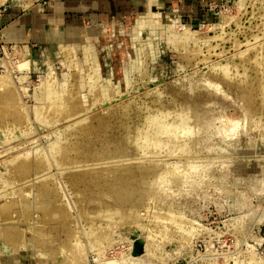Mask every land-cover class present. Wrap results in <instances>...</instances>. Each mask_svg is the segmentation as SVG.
<instances>
[{
  "label": "rangeland",
  "instance_id": "rangeland-1",
  "mask_svg": "<svg viewBox=\"0 0 264 264\" xmlns=\"http://www.w3.org/2000/svg\"><path fill=\"white\" fill-rule=\"evenodd\" d=\"M239 2L154 10L136 50L141 14L12 45L0 264H264V0Z\"/></svg>",
  "mask_w": 264,
  "mask_h": 264
},
{
  "label": "crops",
  "instance_id": "crops-1",
  "mask_svg": "<svg viewBox=\"0 0 264 264\" xmlns=\"http://www.w3.org/2000/svg\"><path fill=\"white\" fill-rule=\"evenodd\" d=\"M205 1L211 0H8L0 6L4 7L0 11V35L10 43L45 45L52 41L60 49L70 46V38L63 37L60 27L94 25L82 36L84 43H89L88 36L98 32L100 25H115L141 14L138 20L150 9L193 15Z\"/></svg>",
  "mask_w": 264,
  "mask_h": 264
},
{
  "label": "bare ground",
  "instance_id": "bare-ground-1",
  "mask_svg": "<svg viewBox=\"0 0 264 264\" xmlns=\"http://www.w3.org/2000/svg\"><path fill=\"white\" fill-rule=\"evenodd\" d=\"M243 0H240V2H242ZM8 2V0H0V6L1 5H3V4H5V3H7ZM239 2V3H240ZM159 14L158 13H155L153 10H148V12H147V14H146V19L144 20V22L143 23H141V24H138V25H136V26H134L133 27V31H132V42H133V47H134V50H136L137 49V46H138V42L140 41V42H142L143 40V36H144V34H146V33H148V32H150V29L148 28L149 27V24H151L152 23V21H153V17H155V16H158ZM155 20V19H154ZM156 23V22H155ZM158 24V23H157ZM154 25H156V24H154ZM153 25V26H154ZM160 26V25H159ZM155 27V26H154ZM160 27H163L162 25L160 26ZM159 27V28H160ZM157 28H158V26H157ZM164 28V27H163ZM156 29V28H155ZM160 29H162V28H160ZM163 31H164V29H163ZM188 31H189V29H188ZM165 32V31H164ZM167 32V31H166ZM174 33V32H173ZM190 34V33H189ZM173 35V37H175L174 35L175 34H172ZM164 37H165V35H163ZM168 36H171V35H168ZM185 37V36H184ZM162 38V37H161ZM175 38H177V37H175ZM181 38V37H180ZM163 39H165V38H163ZM184 39V38H183ZM176 40H178V39H176ZM182 40V39H181ZM144 42V41H143ZM142 42V43H143ZM177 43V42H176ZM139 44H141V43H139ZM144 44V43H143ZM142 47H143V45H142ZM65 50H68V51H70L71 52V50H69V48L67 47V48H61V52L62 51H65ZM141 50V49H140ZM137 51H139V49L137 50ZM25 52V51H24ZM23 52V53H24ZM28 53V52H27ZM65 53V52H64ZM136 53V52H135ZM66 55V54H65ZM137 55V54H136ZM23 57H24V55H23ZM66 57V56H65ZM142 57V56H141ZM25 58V57H24ZM30 58V57H29ZM70 58V57H69ZM19 59H20V57H19ZM18 59V60H19ZM25 59H27V58H25ZM91 59V58H90ZM137 59V58H136ZM18 60H17V62H18ZM21 60H22V57H21ZM65 60V59H64ZM20 61V60H19ZM30 61L32 62L31 64H33V66H34V69L36 68L37 70L38 69H40L39 68V66H38V63H37V61L36 60H34L33 59V57H31V59H30ZM66 61V60H65ZM87 61V60H86ZM92 61V60H91ZM9 62V61H8ZM23 62V61H22ZM22 62H19V63H22ZM26 62V61H25ZM28 62V61H27ZM88 62V61H87ZM19 63H17V64H19ZM135 63V62H134ZM133 63V64H134ZM67 64V63H66ZM70 64V63H69ZM72 65V64H71ZM144 65V64H143ZM15 66H17V65H15ZM14 66V67H15ZM27 66V65H26ZM69 66V65H68ZM4 67H6L5 69V71L4 72H2L1 74H3V75H0V88L1 89H4V87H6V85H7V82H8V84L10 83L9 81H8V79H7V81H6V76L8 75V66L6 65V64H4ZM20 67V66H19ZM29 67V66H28ZM15 68H18V66L17 67H15ZM27 68V67H26ZM47 68H48V70H49V72L47 73V76L49 75L50 77L52 76V74H51V70H50V68H49V66H47ZM70 68V67H69ZM21 68H19V70H20ZM24 69H25V66H24ZM29 69H30V67H29ZM35 69V70H36ZM94 69V68H93ZM16 70V69H15ZM26 70V69H25ZM224 70V69H223ZM18 71V70H17ZM22 71V70H21ZM133 71V70H132ZM27 72V71H26ZM93 72V71H92ZM23 73V72H22ZM146 73V72H145ZM25 75V74H24ZM69 75H71V74H69ZM89 75V74H88ZM97 75V74H96ZM140 77V76H139ZM92 78V77H91ZM141 78V77H140ZM43 79V78H42ZM47 79H51V78H46L45 80H46V82L47 83H44L45 85H44V100L47 102H52L53 100H55V98H56V96H58V94L56 93L57 91H56V87H55V85L54 84H52V83H50V82H52V81H50V80H48L47 81ZM262 79V78H261ZM74 80V79H73ZM91 80V79H90ZM45 82V81H44ZM97 82V81H96ZM92 83V82H91ZM94 83V82H93ZM10 85V84H9ZM42 85H43V82H42ZM71 85V84H70ZM88 85H89V83H88ZM56 86H57V84H56ZM75 86V85H74ZM93 86V85H92ZM96 86V85H95ZM213 86V85H212ZM90 87H91V85H90ZM112 87V86H111ZM96 88V87H95ZM262 88V87H261ZM216 89H217V87H216ZM89 90V89H88ZM101 90V89H100ZM104 93V92H103ZM110 94H111V92H110ZM55 95V96H54ZM55 102H56V100H55ZM54 101H53V103H55ZM53 103H51V104H53ZM1 104V103H0ZM55 105V104H54ZM1 111V110H0ZM3 114V113H2ZM7 114V113H6ZM7 115H5V117H6ZM167 126V125H166ZM164 127V126H163ZM28 165V164H27ZM20 167H22V165H20ZM25 167V166H24ZM46 167V166H45ZM7 205V204H6ZM5 206V205H4ZM3 206V207H4ZM7 207V206H6ZM36 213V212H35ZM52 224H54V223H52ZM56 224V223H55Z\"/></svg>",
  "mask_w": 264,
  "mask_h": 264
},
{
  "label": "built area",
  "instance_id": "built-area-1",
  "mask_svg": "<svg viewBox=\"0 0 264 264\" xmlns=\"http://www.w3.org/2000/svg\"><path fill=\"white\" fill-rule=\"evenodd\" d=\"M13 44L16 43H10L6 41L2 36H0V73L4 72L7 69L6 67H4V64L8 66V61L9 63H13L11 61L16 60L15 55L18 54L11 56L12 55L11 49L13 48V46H15Z\"/></svg>",
  "mask_w": 264,
  "mask_h": 264
},
{
  "label": "water",
  "instance_id": "water-1",
  "mask_svg": "<svg viewBox=\"0 0 264 264\" xmlns=\"http://www.w3.org/2000/svg\"><path fill=\"white\" fill-rule=\"evenodd\" d=\"M3 249L6 250L5 246H3ZM142 253V249L140 248L139 245H137L136 250H134V254H141Z\"/></svg>",
  "mask_w": 264,
  "mask_h": 264
}]
</instances>
